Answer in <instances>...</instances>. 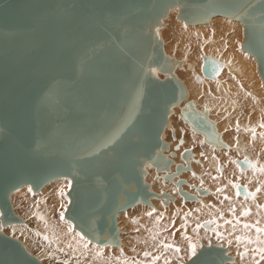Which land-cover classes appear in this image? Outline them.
Instances as JSON below:
<instances>
[{
    "label": "water",
    "instance_id": "water-1",
    "mask_svg": "<svg viewBox=\"0 0 264 264\" xmlns=\"http://www.w3.org/2000/svg\"><path fill=\"white\" fill-rule=\"evenodd\" d=\"M189 1L179 2L178 16L187 23L207 22L217 14L232 17L228 9L217 7L188 15L184 7ZM175 2L0 0L2 223L20 221L9 201L11 191L26 183L37 191L52 179L68 177L71 184L64 216L90 240L118 245L117 212L138 202L148 204L149 197L156 196L142 182L140 159L149 156L158 169L162 165L168 168L170 159L159 151L167 149L168 143L160 139V133L167 122L168 107L186 96L177 78L159 80L145 73L149 60L138 62L134 51L127 54L126 62L122 60L131 40L122 30L136 27L145 45L150 44L156 52L160 67L171 71L173 62L163 56L155 39L151 42L144 23L138 21L156 22ZM262 2L254 0L249 10L240 13L245 33L256 18L260 19ZM150 3L155 5L153 10ZM247 39L244 47L252 51L255 45ZM104 42L109 47L102 52L99 45ZM202 72L212 77L218 66L208 60ZM170 85L172 88H165ZM131 96L139 105L133 115L124 117ZM182 114L207 141L220 145L205 114L193 110L189 103ZM241 165H249L246 158ZM181 169L178 164L176 170ZM238 190L245 193L243 186ZM225 250L202 245L183 264H224L230 259ZM0 264L44 263L27 252L18 239L0 232Z\"/></svg>",
    "mask_w": 264,
    "mask_h": 264
},
{
    "label": "bare ground",
    "instance_id": "bare-ground-1",
    "mask_svg": "<svg viewBox=\"0 0 264 264\" xmlns=\"http://www.w3.org/2000/svg\"><path fill=\"white\" fill-rule=\"evenodd\" d=\"M179 2L180 0H176L174 4L166 7L164 15L158 18L156 22L152 23L150 20L144 22L141 19L138 21V23H144V29L146 32H149L151 42L153 39H155L157 44L161 45L163 56L165 58H171V56H173L174 61L171 60L173 62V69L171 71L165 72L160 67L161 61L158 62L159 58L157 57L156 52H153L152 46L150 44L147 46L145 45L144 38L136 27L129 28L127 31L122 30V33H127L130 35L131 39L129 47L126 46V54L121 57L122 60L126 62L128 60L127 54H131L132 51H134L138 56V62L142 58L149 60L145 63L144 70L145 73H148L153 77H158L159 73L157 70L153 71L154 69H150V66L152 67V65L156 66L157 69L163 74L171 72L175 73L176 69L179 70V74L183 78V82L181 83L184 86V89L186 88V96L178 102L179 104L177 103V106H180L183 103H189L193 110L196 108L195 111L199 110V108L202 106L199 113L205 114L206 119L212 121L214 131L218 135V140L220 142V145L218 146L215 143L207 141L204 137V133L197 130L189 123L188 124L196 131L189 127L186 129L185 126V129L183 126L179 128H175V126L174 128L172 126L171 128L169 127L173 132L172 137H175L176 142L172 143L173 140L171 143L167 142L168 148L164 149L169 150L168 155H164L170 159V164L168 165V168H165L164 165L161 166V171L163 169H169V172L165 173L163 176L165 177V175H170V178H165L169 179V182H171L173 185L174 183L180 185L179 187L177 186V192H179L178 195L181 193V195L187 199L193 200L192 203L200 204L195 208H191L190 212H186V215L189 216L187 221L181 223L182 220H180L176 223V231L178 230V233H180L182 238L184 237V239H188L185 241V244L177 242V239L180 238L173 239L167 235L168 237L166 243L163 242L161 245L164 247H166V245H171L173 246V252H176L175 249L178 248L180 251L176 253H181L183 250H186L185 246L189 245V242L192 244H197L199 242L198 240H200V237L199 239L196 237V235L200 233L199 230H197L199 228L197 225L203 227V229H207L205 232L209 233V235L215 232L214 234H219L220 238H224L223 234L225 235V232L222 233V230L225 228L226 223L232 222L236 225L240 224L237 225L238 227H245V225H248L246 228L248 230L252 229L254 231L253 237L256 238L255 239L252 236H247L245 234L244 236L241 235L242 237L239 236V239L236 238V242L235 240L231 242V245H229L231 246L230 249L237 251L235 253L238 255L235 257V262L239 260L242 261V263L249 261V264H264V251H261L264 249V232L257 231V228L264 229V221L261 223L259 219L260 216L259 218L256 217L257 214L261 212V207H259V211L257 213L255 209H250V207L248 208L245 206H253L255 199L259 200L260 203L264 201V171H261V169L264 168V128L260 126L264 124V2H262V5L258 10L261 14L260 19H255L254 24L248 29V33L244 32L245 27L242 22V18H240L242 17L240 13L245 12L246 9L249 10L248 6L253 4L254 0H207L206 2L190 0V4L184 7V10L188 15L202 14L206 9H212L215 7L228 9L229 12L233 13L232 17L222 14L212 15L207 22L198 23H187L183 17H177V14L180 12ZM150 7L153 10L155 5L150 3ZM253 8L255 9V5H253ZM215 25H217V28L214 29L217 37L213 39L209 36V28ZM247 36L248 42L250 39L249 44L255 45L252 46V51L244 47L245 37ZM196 38L200 39V45L195 46L194 44L195 47L192 51L190 43H194V39ZM237 38L239 41L242 40V43H240L241 48L244 51L238 50ZM160 42H164L166 46L163 43L162 47ZM221 44L223 47L219 48L218 45ZM107 47L109 46H106L105 42L99 45V48L102 52L108 50ZM172 48H174V51H177L178 49V51L173 55ZM188 53L190 56H192V59L190 62L185 61L184 64V59L188 58ZM208 60L214 61L218 66V72L212 77H207L202 72L203 64ZM198 70L199 73H197ZM124 72L126 73L125 69ZM178 80L181 81L180 79ZM209 84L213 85L212 87L214 90H217V93L210 94L211 92L208 90ZM165 88H172V86L170 85L169 87ZM138 91L139 90L135 91L134 93H138ZM208 97L211 98L206 99ZM138 105L139 103L131 96V98L128 99L126 103L125 109L123 111L124 113H122V115L124 117L133 115L136 112ZM197 106L200 107L198 108ZM171 107H168L166 118L169 116H171L169 118H172L171 114L174 113L176 115L175 118L181 117V115L183 117V114L179 113L181 112L179 107ZM183 118L185 119V117ZM169 120L170 122L173 121L171 119ZM170 125L172 124L169 123L168 126ZM177 132H179L180 135L176 137ZM184 133L187 134L186 136H190L188 137L189 139L182 137ZM161 134L162 132L160 135ZM103 137L104 136H102V138ZM198 138L201 142L202 140L206 141V143L204 142V144L207 146L205 150L198 151L194 146H191L194 139L197 140ZM186 143L191 146L190 149H186ZM210 145H216L217 148H213ZM252 151H259V153H262L263 155H254ZM184 152L188 153L186 157H183ZM170 155H172V157H170ZM142 158H146V160H148L151 165L153 164V167H156L154 166L156 164L151 161L149 156L141 157V159ZM243 158H246L249 165H241V160ZM141 159V164L138 166V172L142 177V182L147 184L149 191L155 193L156 196H150L148 204L138 202L133 206L127 207L126 209L117 212L116 225L119 229V243L118 245L112 246L118 250L125 249L126 244L132 245L133 243L137 242V239L134 237L132 241L130 239V241H128V238L122 232L124 229L121 228V226L123 225H120L122 224L121 222L124 221H122V217L125 216L124 214L129 212L131 209L135 208L139 212L141 211V215L137 212L136 216H131L130 220L128 219L130 221L128 224H130L131 227H128L129 229L146 226L145 223L149 220L148 213H151L156 218V220L159 219L161 224L166 223V219L168 218L171 220V222L175 221L171 206L169 207V204L165 201L162 202L164 197L167 198L169 196V194L166 193V190H164L168 187L169 183L166 185L161 181L160 177L157 175L158 173L154 174V171L157 170V167L153 170L152 166H145L147 164L144 163L145 167L141 172L142 168L139 169V167L143 165L142 161L147 162ZM183 159L187 160L184 161ZM216 162L217 164H215ZM178 164H181L183 169L177 171L176 166ZM213 164L215 165L214 168ZM158 170L160 171V169ZM253 179H255V182H249L253 181ZM68 180V177H58L46 182L39 190H33L35 192V201L33 202L29 213L36 222L37 227L35 228L40 229V231H37V234L42 237L44 243H48V245L52 246V248L55 246V248H57L60 244H70L72 246L71 250L74 248L77 250V253L73 254V256L68 252L71 254V256L68 255L67 258H61L60 254H58L61 251L57 253L58 250L54 252V250H51L52 248L50 249L51 251L47 250V248L39 251L35 257L40 262L44 259L51 258L56 260L57 258L64 264H112L109 261L106 263L107 260H105L104 257V250L90 255V261H86L84 256H87V254L82 253L79 250L81 247H79V245L76 243H69L70 240L74 239V237H72L73 239L70 238V232L68 233L70 235L69 236L67 234L68 231L65 232L63 224L62 226L60 225L62 222L57 221L58 218L55 221L54 216L57 213L56 208L59 204L60 198L58 189L60 188L64 190L63 187H66ZM239 185L245 188V193H241L238 190ZM31 189V185L26 183L14 189L13 191H18L20 194H22L23 192L29 191ZM171 190H173V188ZM164 191L165 193H163ZM256 192L258 194H256ZM178 198L184 202V204L191 203L189 200L187 201V199L185 200L182 197ZM220 199L223 202L222 205H226L225 202L232 203V201L237 200L243 202V204H241L243 207L237 213H234V209H236V207L229 211L228 215L222 214L221 218L215 217L214 219H208V217L207 219L203 218L204 220L201 219L202 221L199 223L198 220H200V212H211V210H213V202H219ZM208 204L210 205L209 208L207 206ZM261 204L264 210V203ZM182 208L186 209L184 205H182ZM262 212L264 213V211ZM128 214H130V212ZM186 215L183 214V217H186ZM227 216H233V219L228 220L227 222L225 220L228 218ZM12 222L20 221H8L4 224L0 220V227H2V229H11V236L13 235L12 237L15 235L19 236L18 233H21L20 226L17 224L14 226ZM232 223L228 224L226 227L233 228L236 226ZM137 230L138 229H136V231ZM159 230L163 231V233L167 231L165 226ZM250 235H252V232ZM81 237L83 238V236ZM26 239H28V237H24L22 240L24 241V244L22 241L19 239L18 240L22 243L23 247L27 251V248L30 247V241L28 239V242ZM165 239L166 237H164L161 242ZM92 242L97 243L96 241ZM31 245L33 247V244ZM99 245L104 247L111 244ZM198 245L197 246L200 247L199 243ZM202 245L221 246L215 244H201V247ZM62 247L60 248L62 249ZM200 248L196 249L198 250ZM224 248L226 249V247ZM244 248L246 249L245 251ZM63 249L66 250V248ZM135 250L138 249L135 248ZM67 251L64 252L67 253ZM146 251H144L145 253L142 252L141 258L134 257L131 260H125V257L122 255L123 253L117 252L115 256L119 257V261L115 264H165L166 261L168 264V262H170V257L167 255V253L157 255L164 250L154 249ZM228 251L229 250L226 249L225 254L227 253L226 255L229 256L230 259L225 261L224 264H229L232 260V257L228 255ZM64 252L61 253L64 255ZM156 257H159V259H155Z\"/></svg>",
    "mask_w": 264,
    "mask_h": 264
},
{
    "label": "rangeland",
    "instance_id": "rangeland-1",
    "mask_svg": "<svg viewBox=\"0 0 264 264\" xmlns=\"http://www.w3.org/2000/svg\"><path fill=\"white\" fill-rule=\"evenodd\" d=\"M177 17H178V14H177ZM217 28V25H215V26H213V27H211V28H209V31H210V33H209V36L210 37H212L213 39L214 38H216L217 36H216V33H215V30L214 29H216ZM212 30H214V31H212ZM212 31V32H211ZM155 38V37H154ZM242 38H243V36H242ZM242 43V40H240L239 41V39L237 38V48H238V50L239 51H244V50H242V48H241V43ZM161 44H162V47H163V43L164 42H160ZM165 44V43H164ZM194 44H195V46H199L200 45V39H198V38H196V39H194V43H190V45H191V47H192V51H193V49H194ZM218 44V43H217ZM223 44V43H222ZM218 45V47L219 48H221V47H223V45ZM165 46H166V44H165ZM164 46V47H165ZM180 47V46H179ZM217 47V46H216ZM177 51H178V49H177ZM177 51H174V48H172V55L173 54H175ZM198 54H199V52H198ZM198 54H197V58H198ZM206 55V54H205ZM167 57V56H166ZM168 58V57H167ZM168 59H170V60H173L174 61V59H173V56H171V58H168ZM191 59H192V56H190L189 55V53H188V58L187 59H184V64H185V61H188V62H190L191 61ZM196 61H197V59H196ZM198 63V62H197ZM194 65V64H193ZM193 65H192V67H193ZM199 65H201V64H199ZM156 66H154V65H152V67L150 66V69L152 70V69H154V70H157L158 71V73H159V76L158 77H156V76H154L155 78H158V79H164V78H166V77H175V78H177V79H180L181 80V82H183V78L181 77V75L179 74V70H177L176 69V72L174 73V72H171V73H167V74H163V73H161L158 69H157V67L155 68ZM202 67V66H201ZM175 68V67H174ZM197 73H199V70L197 71ZM262 82V81H261ZM263 85V84H262ZM213 85H211V84H209V87H208V85H207V87H208V90H209V92H211L210 94H214V93H217L216 91L217 90H214V88L212 87ZM264 87V86H263ZM186 89V88H185ZM211 98V97H210ZM209 97L208 98H206V99H210ZM205 99V98H204ZM179 104V103H178ZM185 104L186 103H183V104H181L180 106H177V104L176 105H173V106H176L177 108L179 107V110H181V112H179L180 114H182V111H183V109L185 108ZM172 106V107H173ZM171 107V108H172ZM198 108L200 107V106H197ZM197 108V109H198ZM201 108H202V106H201ZM201 108H199V110H197L198 112L199 111H201ZM195 110H196V108H195ZM172 115V118H169V117H171V116H169L167 119L169 120V119H171V120H173V121H171L170 122V120L168 121V122H166V124L164 125V128H163V131H162V134L160 135V139L162 140V141H166V142H169V143H171V141H172V143H174V142H176V140H175V137H172L173 136V132H172V130L170 129L171 128V126L174 128V126H175V128H179V127H181V126H183V128H184V126H185V128L186 129H188V127L189 128H192L189 124H188V122L182 117V115H181V117H176L175 118V113L174 114H171ZM168 116V115H167ZM175 119V120H174ZM169 123H171L172 125H170V126H168V124ZM175 124V125H174ZM167 125V126H166ZM170 127V128H169ZM184 128V129H185ZM165 129V130H164ZM192 130H194L193 128H192ZM194 131H196V130H194ZM263 132H264V129H263ZM180 134H179V132H177V134H176V137L177 136H179ZM185 135V136H184ZM187 134L186 133H184L183 135H182V137H185V138H188V137H190V136H186ZM189 139V138H188ZM197 142H199V143H197ZM204 142L206 143V141H203L202 140V142L199 140V138L196 140V139H194V141H193V143L191 144V146H194L198 151L199 150H205L206 148H207V146L204 144ZM185 146H186V149H190V147L191 146H189V144L188 143H186L185 144ZM211 147H213V148H217V146L216 145H210ZM209 146V147H210ZM225 150V149H224ZM223 150V151H224ZM159 151L160 152H162V154H165V155H168V153H169V150H164V149H159ZM252 153L254 154V155H259V156H262L263 154L261 153H259V151H252ZM170 157H172V155H170ZM235 158V157H234ZM141 160H145V161H147V162H143L142 161V164L143 165H141L140 167H139V169H141V172H142V170L144 169V167L145 166H152L153 167V164L151 165V163L148 161V160H146V158H142ZM184 161H186L187 159H183ZM147 164V165H145V164ZM215 164H217V162L215 163ZM145 165V166H144ZM154 166H156V165H154ZM157 167V166H156ZM156 167H153V170H154V168H156ZM165 167V166H164ZM215 167V165L213 164V168ZM166 168V167H165ZM157 170H158V168H156ZM155 170L154 172V174H157L159 177H160V179H161V181L163 182V183H165L166 185H168V183H169V185H171L172 183L171 182H169L170 180L169 179H166L163 175L165 174V173H168L169 172V169L167 170V169H163L162 171H161V169H160V171L158 170ZM171 171V170H170ZM175 171V170H174ZM70 182V183H69ZM195 182V181H194ZM249 182H255V179H253V181H249ZM148 183V182H147ZM70 184H71V179L69 178V180H68V183H66V187H63L64 188V190L63 189H58L59 190V195H60V198H59V204L57 205V208H56V211H57V213H56V211H55V216H54V218H55V221H56V219H57V221H60V222H62L60 225L62 226V224H63V227H64V230H65V232H67V234L70 236V238L71 239H73L72 237H74V241L73 240H70V242L69 243H76V244H78L79 245V247H81L79 250L82 252V253H85V254H87V256L85 255L84 256V259L86 260V261H90V255H92V254H96V253H98V252H101V250H104V257H105V260H107V262L106 263H108V261L110 262V263H112V264H115V263H117L118 261H119V257H116L115 256V254L117 253V252H122L123 254V256L125 257V260H131L132 258H134V257H138V258H141L142 257V252H144V251H146V250H156V249H161V250H164L163 252H161V253H158L157 255H162V254H166L167 253V255L170 257V262H168V264H183L185 261H187L191 256L189 255V249H188V245L187 246H185L186 247V250H183L181 253H176V252H173V246H171V247H164L163 245H161L163 242L164 243H166V241H167V237L169 236V237H171V238H173V239H177V238H180V239H177V242H179V243H181V244H185V241H187L188 239H184V237L182 238L181 236H180V233H178V230L176 231V228H177V226H176V223H177V221H180V220H182V222L181 223H184L185 221H187V219L189 218V216H187L186 215V212L188 211V212H190V210H191V208H195V207H197V206H199V204L197 203H192V201L193 200H190V199H187L186 197H184L183 195H181V193H180V195H178L179 194V192H177V186L179 187L180 185H177L176 183H174V185L172 184L171 186H169L168 185V187L166 188V189H164V190H166V193H168L169 194V196L166 198V197H164L163 199H162V202L163 201H165V202H167L168 204H169V207L171 206V208H172V211H173V218H175V221L174 222H171V220H169V218L168 219H166V223H162L161 224V222H160V220L158 219V220H156V218L150 213V215H152V216H150L149 215V220L145 223L146 224V226H144V227H140V228H135V229H129V228H131L130 227V224H128V223H130V218H131V216L133 217V216H136L137 215V212L141 215V211L139 212L138 210H136L135 208H133V209H131L129 212H130V214H128L129 212H126L123 216L124 217H122V221L123 222H126V223H123V222H121L122 224H120V225H123V226H121V228H123L124 230H122V232L124 233V235L128 238V241H132V239H133V237L134 238H136L137 239V242L136 243H133L132 245H128V244H126V248L125 249H122V250H118V249H116L114 246H112V245H108V246H104V247H102L101 245H99V244H97V243H95V242H92V241H90L86 236H84V235H82V233L79 231V230H77V229H75L74 227H73V223L70 221V220H68V219H66L65 217H64V211H65V209H66V207H67V204H68V202H69V197L66 195V193H67V191H68V189H69V187H70ZM68 185V186H67ZM260 187V186H259ZM173 188V190H171ZM34 191H33V189H31V190H29V191H25V192H23L22 194H20L18 191H12L11 193H10V195H9V200H10V203H11V206H12V209H13V211H14V213L18 216V217H20V222H12L13 224H14V226H16V224L17 225H19L20 226V232L21 233H18V235L19 236H17V235H15L14 237L15 238H17V239H19L20 241H22L23 240V238L25 237H28V239H29V241H30V247L29 248H27V251L30 253V254H32L33 256H35V255H37L38 254V252L39 251H41L42 249H47V250H50L51 248H52V246H49L48 245V243H44V240L42 239V237L39 235V234H37V231H40V229H38V228H35V227H37L36 226V222L33 220V217H31L30 216V209H31V206H32V204H33V202L35 201V196H34ZM163 193H165V191L163 192ZM256 194H258L257 192H256ZM177 195H178V197H182V198H184L185 200L187 199V201L189 200L191 203L190 204H188V203H185L184 204V202H182L178 197H177ZM196 195H197V193H196ZM160 198H162V197H160ZM217 201V200H216ZM183 203V204H182ZM215 203H216V205H215ZM222 201H221V199L219 200V202H213V204L214 205H212V207H213V210H211V212H206V211H202V212H200L201 213V215H200V220H198V222L200 223L202 220H204V219H207V217H208V219L210 218V219H214L215 217H219V218H221L222 217V214H226V215H228V212L229 211H231L232 209H234V208H236V209H234V213H237V212H239L240 210H241V208L243 207L241 204H243V202H241V201H232V203H230V202H225L226 203V205H222ZM261 203H264V201L263 202H261ZM260 203V201L259 200H256L255 199V201H254V205L253 206H250V205H245V206H247L248 208L250 207V209L252 208V209H255L256 211H257V213H258V211H259V207H261L260 208V210H261V212L262 211H264L263 210V207L261 206L262 204ZM260 204V205H259ZM182 205H184V207L186 208V209H183L182 208ZM259 205V206H258ZM208 206V208L210 207V205L208 204L207 205ZM258 206V207H257ZM244 209V208H243ZM133 210V211H132ZM132 211V212H131ZM259 212L258 214H257V218H259V216H260V221H261V223L264 221V213L262 212ZM145 213H147V212H145ZM209 213H210V215H209ZM127 214V215H126ZM149 214V213H148ZM183 214H185L186 215V217H183ZM203 214V215H202ZM0 215H1V211H0ZM241 215V214H240ZM30 216V217H29ZM127 216H129V217H127ZM241 216H243V215H241ZM228 218H226L225 220L228 222V220H232L233 218V216L231 217V216H227ZM255 217V218H256ZM60 218V219H59ZM204 218V219H203ZM121 219V218H120ZM129 219V220H128ZM202 219V220H201ZM63 220V221H62ZM127 220V221H126ZM64 221H65V223H64ZM225 221V222H226ZM133 222V221H132ZM232 223V222H231ZM230 222H228V223H226V226L228 225V224H231ZM165 224V225H164ZM233 225H236V224H234V223H232ZM68 227H67V226ZM129 225V226H128ZM237 225H240V224H237ZM234 226L233 228H227L226 226H225V228L222 230V233H224L225 232V235L223 234V237L225 238H220V235L218 234H214L215 232H213V233H211V234H213V235H209V233H207V232H205L207 229H203V227H201V226H199V225H197L199 228L197 229V230H199V232L200 233H198L197 235H199V236H197L196 235V237H198V239H199V237H200V240H198L199 242V244H200V247H201V244H206V245H209V244H215V245H221V246H223V247H226V249L227 250H229L228 252H229V254L228 255H230L231 257H232V260L230 261V263L229 264H249L250 262L248 261V262H244V263H242V261H237V262H235V257H236V253L235 252H237V251H234V250H231L230 248H231V246H229V245H231V242H233L234 240H235V242H236V238H238L239 236L240 237H242V236H244L245 234L248 236H252L253 237V234H254V231L252 230V229H249V230H251V231H249L246 227H238V226ZM165 226V228H166V232L165 233H163V231H161V230H159L160 228H162V227H164ZM129 227V228H128ZM236 227V228H235ZM168 228V229H167ZM238 228V229H237ZM136 229H138L137 231H136ZM246 229V230H245ZM202 230V231H201ZM78 231V232H77ZM126 233H125V232ZM140 233H139V232ZM3 233H5L6 235H10L11 236V234H12V231H11V229H3V231H2ZM137 232V233H136ZM212 232V231H211ZM252 232V235H250V233ZM207 233V234H206ZM249 233V234H248ZM74 234V235H73ZM136 236H135V235ZM77 235V236H76ZM168 235V236H167ZM242 235V236H241ZM13 236V235H12ZM81 236H83V238L81 237ZM173 236V237H172ZM124 237V236H123ZM164 237H166V239L164 240V241H162L161 242V240L164 238ZM174 237H176V238H174ZM201 238H203V239H201ZM218 238V239H217ZM227 238V239H226ZM244 238V237H243ZM253 238H255V237H253ZM28 239H26L27 241H28ZM125 239V238H124ZM130 239V240H129ZM169 239V238H168ZM256 239V238H255ZM180 240V241H179ZM224 240V241H223ZM28 241V242H29ZM35 241V242H34ZM223 241V242H222ZM230 241V242H229ZM23 242V244H24V241H22ZM86 244H85V243ZM129 243V242H128ZM198 243L197 244H194L195 246H196V248H200V247H198L199 245H198ZM31 244H33V247H32V245ZM44 244H46V245H44ZM137 244V245H136ZM62 244H60L57 248H55V247H53L51 250H54V252L55 251H57V253L58 252H64V251H67V253L66 252H64V255H63V253H58V254H60V257L61 258H67V256L68 255H70L71 256V254L73 255V254H75V253H77L76 251L77 250H75L74 248L71 250V248H72V246L69 244V245H62ZM134 245H136V246H134ZM162 247H161V246ZM198 245V246H197ZM49 246V247H48ZM66 246V247H65ZM32 247V248H31ZM60 247H62V249L63 248H66V250H64L63 249V251H62V249L60 248ZM67 247H69V248H67ZM135 248L136 249H138V250H135ZM29 249V250H28ZM59 249H61V250H59ZM50 250V251H51ZM70 250V251H69ZM246 249L244 248V251H245ZM196 251H197V249H196ZM243 251V252H244ZM53 252V251H52ZM71 253V254H69V253ZM146 252H148V251H146ZM145 253V252H144ZM196 253V252H195ZM227 254V253H226ZM66 256V257H65ZM69 256V257H70ZM74 256V255H73ZM238 256V255H237ZM43 260V259H42ZM172 260H173V262H172ZM42 263H44V264H64L61 260H58L57 258H56V260L55 259H51V258H49V259H44L43 261H41Z\"/></svg>",
    "mask_w": 264,
    "mask_h": 264
},
{
    "label": "snow or ice",
    "instance_id": "snow-or-ice-1",
    "mask_svg": "<svg viewBox=\"0 0 264 264\" xmlns=\"http://www.w3.org/2000/svg\"><path fill=\"white\" fill-rule=\"evenodd\" d=\"M155 71V70H153ZM262 128H264V124L260 125ZM261 171H264V168L261 169ZM150 215V213H149ZM245 227H248V225H245ZM3 229L2 227H0V232H2ZM257 231L258 232H264V229H260V228H257ZM239 239V238H237ZM166 247H171V245H166ZM188 249H189V255H194L195 252H196V246L194 244H192L191 242H189V245H188ZM176 252H179L180 250L177 248L175 249ZM261 251H264V249H262ZM155 259H159V257H156ZM165 264H167V261L165 262Z\"/></svg>",
    "mask_w": 264,
    "mask_h": 264
}]
</instances>
